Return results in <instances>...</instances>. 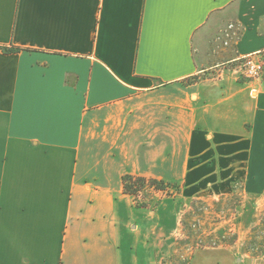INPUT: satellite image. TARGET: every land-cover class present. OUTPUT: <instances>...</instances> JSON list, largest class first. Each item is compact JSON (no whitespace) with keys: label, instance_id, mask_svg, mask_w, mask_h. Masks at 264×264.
I'll use <instances>...</instances> for the list:
<instances>
[{"label":"crops","instance_id":"1","mask_svg":"<svg viewBox=\"0 0 264 264\" xmlns=\"http://www.w3.org/2000/svg\"><path fill=\"white\" fill-rule=\"evenodd\" d=\"M230 7L215 66L204 31ZM262 54L264 0H0V264H159L180 221L154 224L126 175L263 196L264 80L235 66Z\"/></svg>","mask_w":264,"mask_h":264},{"label":"rangeland","instance_id":"2","mask_svg":"<svg viewBox=\"0 0 264 264\" xmlns=\"http://www.w3.org/2000/svg\"><path fill=\"white\" fill-rule=\"evenodd\" d=\"M236 14L230 7L213 17L204 31L203 48L215 66L222 48L234 50L241 34ZM244 62L235 66L240 77L248 80ZM129 196L135 207L149 211L156 225L171 229L173 217L180 221L159 264H190L196 250L212 248L231 249L238 264H264V195L248 192L242 180H216L195 190L185 184L158 189L145 183Z\"/></svg>","mask_w":264,"mask_h":264},{"label":"trees","instance_id":"3","mask_svg":"<svg viewBox=\"0 0 264 264\" xmlns=\"http://www.w3.org/2000/svg\"><path fill=\"white\" fill-rule=\"evenodd\" d=\"M124 192L129 195H136L138 191L141 190L142 186L145 183H149V185L156 187L158 189H163L166 187L167 183L163 181H158L156 179L140 177V176H131L126 175L122 179Z\"/></svg>","mask_w":264,"mask_h":264},{"label":"built area","instance_id":"4","mask_svg":"<svg viewBox=\"0 0 264 264\" xmlns=\"http://www.w3.org/2000/svg\"><path fill=\"white\" fill-rule=\"evenodd\" d=\"M244 75L249 81L264 80V55L254 57L252 55L243 58Z\"/></svg>","mask_w":264,"mask_h":264}]
</instances>
